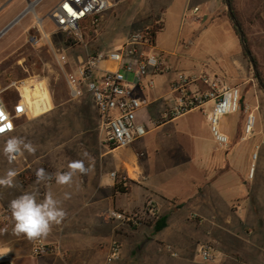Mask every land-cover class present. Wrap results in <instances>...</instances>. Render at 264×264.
Wrapping results in <instances>:
<instances>
[{
	"label": "crops",
	"instance_id": "0c3cea01",
	"mask_svg": "<svg viewBox=\"0 0 264 264\" xmlns=\"http://www.w3.org/2000/svg\"><path fill=\"white\" fill-rule=\"evenodd\" d=\"M199 1V4L194 7H199L198 15L205 20L199 36H211L212 28L216 23L228 20L224 14L226 2L225 0ZM6 5V0H0V11L4 10ZM234 7L236 14L233 13L246 37L249 35L245 27L263 28L264 31V0H234ZM253 18L258 22L255 26L251 23ZM12 21L7 22V25ZM234 34L237 36V32ZM16 35L17 33L14 37ZM3 36H6V33ZM14 37L8 38L7 44H10ZM239 56L240 54L233 57L231 64H226L225 57L222 54L218 55L216 68L213 71L207 70L200 73L225 78L223 73L233 72L239 62ZM172 79L165 74L157 77L155 88L136 89V93L141 98L156 101L153 106L139 114V121L148 123L150 129L148 136L170 123L194 114L168 122L159 128L152 127V120L164 107L162 99L169 93ZM255 98L257 105L253 109L245 103L243 95L242 117L235 120L234 128L223 127L222 132L221 123L227 116L221 120L220 131L228 139L225 145L219 144L215 138L213 141L210 137L212 131L207 115L212 105H208L200 114L205 118L210 138H198L196 143L193 139H181L173 143L172 149L168 151V153L171 152L169 158L172 159V167L165 165L158 167L159 162L156 163L145 157L140 158L141 153H146L143 150H136L141 149L135 148V144L139 141L121 153H117L119 149L114 150L106 144H99V173L93 174L90 168L87 175L77 174L73 177L70 186L57 185L53 179L47 187L45 184L36 185L34 180L27 187L22 188L19 179L21 172L15 169L18 172L17 187L7 188V205L5 204L7 209L0 200V217L5 213L4 210H7V224L1 225L0 221V235L2 233L7 235V240L1 241L0 245L16 260L14 264H95L90 261L103 260V258L104 261L100 264H105L109 248L114 242L120 246V257L115 264H201L194 258L196 244L200 246L210 244L216 258L212 263L202 264H264V184L254 193L251 189H248V192L245 189L241 192L234 185V181L245 179L243 164L246 161V155L249 154L250 158L252 153V148L248 149L244 144L255 141L256 137L264 139V94L255 91ZM88 101L94 107L100 128L92 96L86 93L78 103ZM61 105L59 104L57 108ZM55 109L53 106L49 112H54ZM249 114L255 116L256 124L257 114L260 119L259 128L255 125L252 134L245 132ZM23 116L17 118L16 122ZM17 128L16 123V130ZM59 130L64 139L61 140L62 143L60 142L56 155L37 159L36 169L43 167L49 173L63 172L68 170V164L71 161L76 160L70 156V150L74 145V142L70 141L73 130L66 125L59 126ZM159 148L160 146L156 147L154 153L158 154ZM109 155L116 156L110 160V165L116 171L128 174L129 166L136 171L131 177L133 185L128 189L127 194L118 192L114 187V181L101 175L102 170L105 169L102 163L106 162ZM90 159L89 157L87 167H90ZM162 160L159 161L162 162ZM257 160H260V155ZM251 176L252 169L249 172V179ZM244 185L248 183L245 182ZM179 186L180 192H174ZM49 190L53 192L55 198L63 201L62 207L67 212L65 220L60 225H54L47 237L28 240L23 235L13 234L14 221L8 209L9 201L23 191H39V199H43L44 193ZM65 192L70 194V199L64 200ZM149 200L153 201L157 208V217L144 215L147 221L150 220L148 222L145 220L146 222L134 226L119 223L110 218L112 212L139 213ZM176 205H183V207L172 214L167 228L153 235V223ZM38 243L52 245L58 248V252L54 255L33 258L32 253ZM168 247L172 248L177 256H173L168 251Z\"/></svg>",
	"mask_w": 264,
	"mask_h": 264
},
{
	"label": "rangeland",
	"instance_id": "374dc122",
	"mask_svg": "<svg viewBox=\"0 0 264 264\" xmlns=\"http://www.w3.org/2000/svg\"><path fill=\"white\" fill-rule=\"evenodd\" d=\"M6 1L7 5L4 10L0 11V30H5L24 13L25 15L6 33V36L0 39V89L6 90L4 99L10 108L21 102L18 91L20 89L24 106L29 109V116L24 115L16 122L18 128L14 135L0 141V177H3L9 168L17 169L18 172H21L19 179L22 188L27 187L35 180L37 159L41 160L43 157L50 158V156L56 155V150L61 140L64 139L59 133L61 125H66L73 130L70 141L74 142V145L70 150V156L76 160L84 159L86 167L90 157V168L93 174L100 171L99 144H104V137L98 126L94 107L89 101L78 103L84 96L79 99L71 97L66 76V73L74 70L77 57L86 54V49L112 50L118 48L123 45L132 32L161 23L164 29L157 37V44L159 50L164 52L163 61L171 69L168 74L170 77L174 78L177 72L196 75L201 71H213L216 68L218 55L222 54L225 57V63L231 64L232 58L240 54L236 68L230 74L223 73L224 79L231 86L240 88L245 97V103L253 109L257 105L255 91L264 94L258 85L249 59L244 56L240 37L238 34L237 36L234 34L236 33L234 24L229 18L227 7L224 14L228 20L216 23L212 28L211 36H199L205 20L200 15L193 18L187 11L199 4V0H190L189 3L188 0H114L112 8L104 14L101 26L97 29H83L82 40L76 41L77 43L73 45L66 44L69 37L60 33L49 17L50 11L62 0H29L32 4L28 0ZM231 3L232 10L236 14L234 0H231ZM36 16L43 19L45 32L50 36L51 43L42 42L34 47L28 43V36L41 37ZM10 20L13 21L7 25ZM251 23L255 26L258 22L253 18ZM245 30L249 35L246 39L256 60L259 74L264 78L263 28L245 27ZM16 33L17 35L14 37ZM11 37L14 38L10 44H7V39ZM54 51L65 53L69 57L70 65L66 67L65 71L58 66ZM13 84L15 86L7 91V88ZM59 104L62 105L57 108ZM53 106L56 109L54 112H49ZM200 113L201 111L180 121L170 123L135 144V148H141L136 150H143L146 153L140 152V158L145 157V159H151L156 163L159 162L158 167H162L161 165L172 167V159L169 158L171 152L168 153V151L172 149L173 143L181 139H193L196 143L201 137L206 139L211 137L215 141L212 134L210 137L208 136L205 118ZM241 117V112L227 116L221 123L222 132L224 131L223 127L234 128L235 120ZM257 117L256 128H259V114ZM145 125L149 127L148 123ZM13 136L22 137L26 142L31 141L37 148L36 153L30 155L24 152L23 155L17 157L14 163L9 164L3 154V148L6 140ZM263 141L262 137H256L255 141L244 144L246 148H252V153L250 158L249 154L246 155L247 158L243 164L245 179L234 181L235 187L241 192L244 189L246 192L251 189L254 193L264 184ZM158 146L160 148L157 154L154 153V150ZM130 147L119 149L117 153L124 152ZM174 151L177 150L174 149ZM85 152L89 154L86 158L83 156ZM173 154L177 155V153ZM259 155L260 160H257ZM115 157L109 155L106 162L103 161L102 165L105 169L102 170L101 175L114 181L115 189H117V185H123L124 188L129 189L133 185L131 177L136 171L131 166L127 167L128 174L116 171L110 165V160ZM161 159H163L162 162L159 161ZM250 169H252V176L249 179ZM112 174H116L115 179L112 178ZM245 182L248 185L245 186ZM180 188L179 186L174 192H180ZM0 200L7 209V188L0 187ZM146 205L139 213L125 215L127 217L139 215L142 217L141 221L146 222L144 216ZM4 212L0 217L1 225L2 223L7 224V210ZM114 213L121 212H112L111 219H114ZM124 223L132 225L129 222ZM6 238L7 235L2 233L0 242L7 240ZM45 245L58 249L49 244ZM196 245L194 258L198 263H205L200 255L201 246ZM32 257L39 258L33 253ZM102 261L104 258L103 260H92L90 263L100 264Z\"/></svg>",
	"mask_w": 264,
	"mask_h": 264
},
{
	"label": "built area",
	"instance_id": "2783aa9c",
	"mask_svg": "<svg viewBox=\"0 0 264 264\" xmlns=\"http://www.w3.org/2000/svg\"><path fill=\"white\" fill-rule=\"evenodd\" d=\"M113 3L114 0H62L50 11L49 17L60 33L75 41H81L83 29L99 28L104 14L112 8ZM189 11L192 17L196 18L200 9L193 7ZM36 18L41 37L29 35L28 43L34 47L42 42L51 43L50 36L44 29L43 19L37 16ZM54 55L58 66L65 71L70 65L69 57L65 53L55 51ZM162 55L153 35L145 28L132 32L118 48L86 49L84 56L77 57L74 70L66 73L73 99H79L86 93L92 96L104 144L108 147L114 150L128 148L148 136L150 129L139 121V114L153 106L156 101L141 98L136 89H153L157 77L170 74L171 69L163 61ZM14 86L15 84L9 86L7 91ZM5 91L0 89V106L4 110V119L0 121V127L7 129L8 125H11V129L0 133V141L15 133L17 118L29 115L20 89L18 91L21 102L13 108H10L4 99ZM162 100L164 107L152 120L153 128L204 111L211 104L212 108L207 117L212 134L219 144L225 145L228 139L220 131V122L225 116L242 111L243 94L240 88L231 86L220 76H211L207 73L187 75L177 72L170 82L169 93ZM255 125V116L249 114L245 127L246 134H252ZM111 176L113 179L116 178V174ZM145 209L144 215L157 217V208L153 201L149 200ZM113 217L134 226L142 222L139 215L127 217L124 213H114ZM168 251L177 256L172 248L168 247ZM57 252L58 249L38 243L34 247L33 255L41 257ZM200 255L205 263H212L216 259L210 244L201 245ZM119 257L120 246L114 242L109 248L105 264H115ZM0 264H14V258L5 252L1 245Z\"/></svg>",
	"mask_w": 264,
	"mask_h": 264
},
{
	"label": "clouds",
	"instance_id": "9594fccd",
	"mask_svg": "<svg viewBox=\"0 0 264 264\" xmlns=\"http://www.w3.org/2000/svg\"><path fill=\"white\" fill-rule=\"evenodd\" d=\"M0 112L4 114L3 107L0 106ZM5 129V128H4ZM8 127L4 131L10 130ZM4 131H0L3 133ZM37 148L31 141H27L22 137L13 136L6 140L3 154L9 164L15 162L16 158L27 152L34 155ZM89 154L83 153L86 158ZM90 167L85 166L84 159L73 160L68 164L67 171H57L49 173L45 168L40 167L35 171L36 185L48 184L54 179L55 183L60 186H70L73 177L77 174L87 175ZM18 172L14 168H9L3 177H0V187L16 188V177ZM22 187V185H21ZM39 191H23L16 198L8 203V209L11 213V219L14 221L12 228L13 234L25 236L28 240L47 237L54 225H60L66 218L67 212L62 207L63 201L55 198L52 191H46L43 199H39ZM70 194L64 193V200L70 199Z\"/></svg>",
	"mask_w": 264,
	"mask_h": 264
},
{
	"label": "water",
	"instance_id": "95a60500",
	"mask_svg": "<svg viewBox=\"0 0 264 264\" xmlns=\"http://www.w3.org/2000/svg\"><path fill=\"white\" fill-rule=\"evenodd\" d=\"M225 2H226V7H227L228 14H229V16H230V18H231V20H232V22L234 24V27H235L236 31L239 34L243 50H244L245 54L247 55V57H248V59L250 61V64L252 66V69H253L254 75L256 77V80L258 82V85L261 88V90L264 92V82H263V80H262V78H261V76L259 74L258 67H257L255 59H254V57L252 55L250 47L248 45V42H247V39H246V35H245L244 31H243V28H242L241 24L239 23V21L237 20V18L234 15V13H233L231 0H225ZM29 3L32 4L30 1H29ZM23 16H24V14L22 16H20L18 19H16L14 22H12L5 30H3L0 33V38L5 33H7L16 23H18L19 20Z\"/></svg>",
	"mask_w": 264,
	"mask_h": 264
},
{
	"label": "trees",
	"instance_id": "16d2710c",
	"mask_svg": "<svg viewBox=\"0 0 264 264\" xmlns=\"http://www.w3.org/2000/svg\"><path fill=\"white\" fill-rule=\"evenodd\" d=\"M234 28H235V27H234ZM163 29H164V27H163V25H162L161 23H156V24H154L153 26L148 27V28H147V31L153 35L154 40L156 41V40H157V37H158V35H159V33L162 32ZM84 30H87L86 27H85ZM235 31H236V29H235ZM236 32H237V31H236ZM237 34H238V32H237ZM238 35H239V34H238ZM76 43H77V42H76L74 39H72V38H69V39L66 41V44H73V45H74V44H76ZM243 51H244V50H243ZM244 56H245L246 58H248L247 55L245 54V52H244ZM255 62H256V60H255ZM256 65H257V63H256ZM261 78H262V77H261ZM262 80H263V82H264V78H262ZM117 190H118V192L123 193V194H127V193L129 192V190L126 189V188H124L123 185H117ZM182 207H183V205H176V206L173 207L168 213H166V214L160 216V217H159V218L153 223V227H152L153 235H157V234H159L160 232H162L165 228H167V227H168V221H169L170 217L172 216V214H173L176 210H178V209H180V208H182Z\"/></svg>",
	"mask_w": 264,
	"mask_h": 264
},
{
	"label": "snow or ice",
	"instance_id": "6c2138e0",
	"mask_svg": "<svg viewBox=\"0 0 264 264\" xmlns=\"http://www.w3.org/2000/svg\"><path fill=\"white\" fill-rule=\"evenodd\" d=\"M18 111H22V109H18ZM4 119V114L0 112V121ZM8 127H11V125H8ZM4 127H0V131H4Z\"/></svg>",
	"mask_w": 264,
	"mask_h": 264
}]
</instances>
